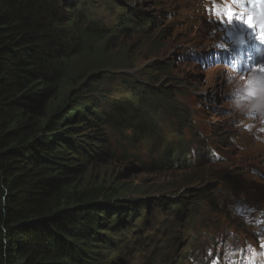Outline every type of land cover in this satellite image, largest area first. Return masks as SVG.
<instances>
[{
    "label": "trees",
    "instance_id": "obj_1",
    "mask_svg": "<svg viewBox=\"0 0 264 264\" xmlns=\"http://www.w3.org/2000/svg\"><path fill=\"white\" fill-rule=\"evenodd\" d=\"M72 1L0 0V264H108L114 243H128L108 207L121 204L116 188L95 197L73 180L94 157L77 160L65 134L85 96L111 95L104 83L119 79L96 62L119 37ZM120 79L138 98L136 82Z\"/></svg>",
    "mask_w": 264,
    "mask_h": 264
},
{
    "label": "rangeland",
    "instance_id": "obj_2",
    "mask_svg": "<svg viewBox=\"0 0 264 264\" xmlns=\"http://www.w3.org/2000/svg\"><path fill=\"white\" fill-rule=\"evenodd\" d=\"M91 2L92 4H94L96 8L93 11L94 12L93 16L97 18L102 17L105 19V22L109 24L113 22V19L115 18V13L108 11L107 7H110L111 10H114V8H116L114 5L104 6L102 5L103 3L100 0H93ZM137 5L139 6L138 8L142 10L159 12V11H156L157 6L155 5V1L134 0L133 4H131L132 10H137ZM158 6L160 7L159 3H158ZM152 8H155V9H152ZM165 22L166 21L162 23H165ZM156 33H157V30H154L153 34H156ZM119 43H121L122 45H119V46L116 45L114 47L115 49H111L109 54H106L105 58L97 57L98 60L96 63H98L99 67L100 65L101 66L108 65L109 67H117L120 64L124 63L125 60L129 57H134V59H136L138 56L137 55L138 53L137 51H134V50L141 48L143 46L145 47L147 45V37L145 35H133L130 37L120 39ZM97 46L98 47L102 46V42L97 44ZM178 48H181V47H178ZM171 50L167 52L170 53ZM88 55H91V52L89 50H87V52L84 53V56L82 58H87V57L90 58V56ZM148 60H149L148 58H144L143 60L142 59L135 60L128 66V69L133 70L138 65L144 64ZM80 61L81 59L78 58L79 66L82 65ZM87 63L90 64L89 62ZM94 68H95V64L92 63V65L90 66L86 65V68L84 71L86 72V70L88 71L95 70ZM53 103L54 101L49 102V106H52ZM78 109L79 108H77V110ZM66 118H69V116ZM115 139H116L115 134H111V141L115 142ZM146 149H147L146 146H141L139 147L138 151L143 152ZM85 152L86 151L83 150L80 153L81 155L79 157L76 156L77 160L83 159V156H84L83 153ZM90 161H91L90 163L85 162L83 167L80 168L76 172L75 175H73V180L77 183V188L81 190L82 192L83 191H86L89 193L94 192L93 195L97 197L96 194H98V192H100L102 189L106 187H109V188L114 187L116 188V191L119 192L117 195L119 198H123L126 200H133L137 197H142L146 199L153 198L155 195L150 194V192L154 190L156 186H158V188L161 189V185L159 184L160 175L157 173L155 174L154 173H144L140 171L138 168H135L134 166L130 164H128L127 166H117V165H114V163L112 165H106V161L104 159L103 160L99 159L98 157L90 158ZM127 168H130V170H128ZM160 181H162V178H160ZM157 193L158 192H156L155 190V194ZM143 194L144 196H141ZM100 200H106V199L105 197L104 198L102 197ZM68 205L71 207L72 205H74V202L73 203L70 202L68 203ZM82 207L84 206H81L80 210L84 209ZM119 264H122V262H120Z\"/></svg>",
    "mask_w": 264,
    "mask_h": 264
},
{
    "label": "snow or ice",
    "instance_id": "obj_3",
    "mask_svg": "<svg viewBox=\"0 0 264 264\" xmlns=\"http://www.w3.org/2000/svg\"><path fill=\"white\" fill-rule=\"evenodd\" d=\"M257 5H264V0H223V11L220 12V19L228 24H231L235 19L238 23L255 29L257 25L251 8ZM214 11H219V7L215 6V0ZM261 42L264 43V35L261 36ZM261 70L264 71V66Z\"/></svg>",
    "mask_w": 264,
    "mask_h": 264
},
{
    "label": "bare ground",
    "instance_id": "obj_4",
    "mask_svg": "<svg viewBox=\"0 0 264 264\" xmlns=\"http://www.w3.org/2000/svg\"><path fill=\"white\" fill-rule=\"evenodd\" d=\"M69 1V0H68ZM76 1H78V2H80V4H81V2H83V3H86L85 1H87V0H73L72 2L74 3V2H76ZM89 1H93V0H89ZM111 12H115V15L117 16V14H116V11L114 10V11H112V10H110ZM122 11H123V9L122 10H120L119 12H120V14H122ZM131 12H134V10H131ZM156 20H158V18L157 19H155V20H151L150 22H148V23H145V25H143L142 26V28L144 27L145 28V26H151V24H153V22L154 21H156ZM118 22H119V20H117V21H115L114 23H113V27H115L116 26V31L117 32H119V31H121V30H125V27H121V26H117V24H118ZM126 29H127V27H126ZM148 32H146L145 34H147ZM255 52L257 53L258 52V50H255ZM179 54H182V53H179ZM252 54V52H250V58H252L253 57V55H251ZM208 57H210V56H208ZM210 59H211V57H210ZM209 59V60H210ZM102 94L104 95V97H105V92H102ZM89 97H90V95H89ZM93 98V97H92ZM82 100V99H81ZM101 100V99H100ZM89 101H90V99L88 100V99H86L85 98V100H84V103H83V105H84V107L83 108H81V109H84V112H85V114H88V113H90L91 111H94V110H92L93 109V107L95 108L96 106L95 105H89ZM80 102V101H79ZM97 102V101H96ZM95 102V103H96ZM91 103H93V102H91ZM99 104H98V107H97V109L98 108H101L100 106H101V104H102V106H104V109H102V112L103 111H105V100H101V101H99L98 102ZM80 108V107H79ZM80 111V110H79ZM103 114V113H102ZM197 120V119H196ZM100 123H102V124H104L105 123V116H102V118H101V122ZM103 133V136H105V131H103L102 132ZM57 134V133H56ZM58 134H60V133H58ZM101 142H102V144H104V141L101 139ZM98 145H100V146H103V145H101V144H99V143H97V142H94L93 144H91L90 146L91 147H93V148H95V147H98V148H100ZM105 145H106V141H105ZM83 150L81 149V151L79 152V153H81ZM84 154V156H83V158H88V157H90L89 156V154L87 153V152H85V153H83ZM106 155L107 156H111L112 155V152H110L109 150H107V152H106ZM106 159H110V160H107V163H106V165H112L113 163H114V165H117V166H122V164H121V162L120 161H117L116 162V160H114V161H111V160H113V159H115V158H113V157H111V158H106ZM103 163V162H102ZM128 163V160H126V164ZM113 210L115 211L116 209L115 208H113ZM178 226V225H177ZM176 226V227H177ZM109 234V236L111 235L110 233H108ZM105 239V238H104ZM126 243H121L120 245H118L117 244V248L119 249V250H121L123 253H124V251H123V249L125 248V245ZM130 251H131V249H130ZM103 254H106V253H103ZM108 256L109 255H107L106 256V258H108ZM116 256H118V255H116ZM130 256H131V252H130ZM118 258V257H117ZM129 263H131V262H129Z\"/></svg>",
    "mask_w": 264,
    "mask_h": 264
},
{
    "label": "clouds",
    "instance_id": "obj_5",
    "mask_svg": "<svg viewBox=\"0 0 264 264\" xmlns=\"http://www.w3.org/2000/svg\"><path fill=\"white\" fill-rule=\"evenodd\" d=\"M224 69H227L226 79L229 80L233 92V95L227 101L228 105L234 110L244 114L250 110H253V108H255V110L258 112H264V108L256 107V102L252 101L249 97L241 98V96L235 94L236 89H240L241 92L244 90L243 81L240 79L241 73L234 71L227 65L224 66Z\"/></svg>",
    "mask_w": 264,
    "mask_h": 264
}]
</instances>
